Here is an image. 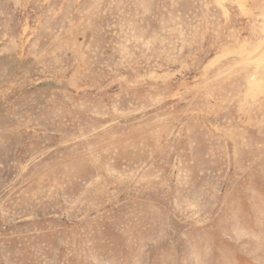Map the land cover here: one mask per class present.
Returning a JSON list of instances; mask_svg holds the SVG:
<instances>
[{"label":"rangeland","instance_id":"374dc122","mask_svg":"<svg viewBox=\"0 0 264 264\" xmlns=\"http://www.w3.org/2000/svg\"><path fill=\"white\" fill-rule=\"evenodd\" d=\"M0 264H264V0H0Z\"/></svg>","mask_w":264,"mask_h":264}]
</instances>
